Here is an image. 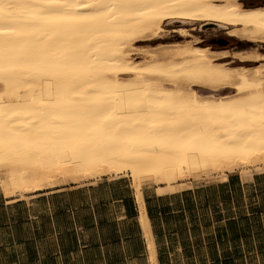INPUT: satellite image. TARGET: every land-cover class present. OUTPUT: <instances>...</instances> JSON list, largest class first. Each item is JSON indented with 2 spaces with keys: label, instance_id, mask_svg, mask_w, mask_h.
I'll list each match as a JSON object with an SVG mask.
<instances>
[{
  "label": "bare ground",
  "instance_id": "obj_1",
  "mask_svg": "<svg viewBox=\"0 0 264 264\" xmlns=\"http://www.w3.org/2000/svg\"><path fill=\"white\" fill-rule=\"evenodd\" d=\"M72 2L85 4L94 0ZM110 2H124L128 6L123 10L124 14L99 22L102 34L96 39L107 46L100 55L107 60L102 67L108 69L100 74L99 82L107 84V99L113 101L114 107H119L118 101L140 102L138 107L119 113L123 117L119 121L123 125L121 133L139 137L155 125L170 138L167 145L130 144L123 136L113 143L86 141L83 132L70 130L73 124L70 119L52 122L68 127H33L39 123L33 116L38 107L33 96L41 89L26 73L24 61L36 47L35 38L0 36V64L11 68L10 72L0 74V188L6 197H12L14 193L25 197L28 193L65 185L93 184L102 177H128L136 189L138 222L146 241L148 260L150 264H158L140 183H164L158 186L160 193H176L189 188L192 180L200 177L224 179L228 173L238 172L248 180L251 172L263 173L264 136L259 120L241 130L229 114L206 109H219L255 97L254 106L259 116L260 97L264 95V68L250 73L246 70L234 72L224 63H216L218 59L214 56L221 51L191 45H175L160 54L154 52L158 55L151 54L148 60L135 65L130 58L132 43L135 39L153 35L164 22L172 21L212 23L215 28H227L228 34L236 38L264 43V6L246 9L241 0ZM178 2L203 3L208 7H183L178 6ZM157 5L167 7H154ZM73 11L88 12L84 8ZM58 39V36L40 37L49 45ZM89 51L93 56L97 55L91 48ZM169 69L177 74L185 70H194L197 74L173 77L160 75L157 71ZM105 76H110L111 80H105ZM194 85L208 86L212 93L197 94L192 88ZM225 88L231 89L232 93H215ZM95 90L88 89L89 92ZM71 98L84 99L82 96ZM170 106L175 110H170ZM9 121L15 122L11 128Z\"/></svg>",
  "mask_w": 264,
  "mask_h": 264
},
{
  "label": "crops",
  "instance_id": "obj_2",
  "mask_svg": "<svg viewBox=\"0 0 264 264\" xmlns=\"http://www.w3.org/2000/svg\"><path fill=\"white\" fill-rule=\"evenodd\" d=\"M158 190L141 186L158 264H237L250 254H241L253 239L242 205L263 195L264 173ZM135 193L128 179L106 177L25 197L0 189V264H150Z\"/></svg>",
  "mask_w": 264,
  "mask_h": 264
},
{
  "label": "snow or ice",
  "instance_id": "obj_3",
  "mask_svg": "<svg viewBox=\"0 0 264 264\" xmlns=\"http://www.w3.org/2000/svg\"><path fill=\"white\" fill-rule=\"evenodd\" d=\"M127 6L124 2L117 4L110 0H94L93 3L85 4H76L72 0H41L37 3L0 0V36L25 35L35 38L36 47L24 61L26 73L31 80L38 82L41 89L33 96V102L38 105L33 116L39 122L33 124V127L41 125L68 127L52 122L70 119L73 121L70 130L83 132L86 141L113 143L120 141L123 136L127 137L130 144L150 143L153 147L167 145L170 138L158 131L155 125L139 137L121 133L123 125L119 121L123 117L119 113L138 107L140 102L132 99L126 102L118 101L119 107H114L113 101L107 99L108 93L105 91L107 84L99 82L100 74L108 71L102 67L107 60L100 55L106 51L107 46L96 39L102 34L99 22L124 14L123 10ZM178 6L208 7L203 3L192 5L179 2ZM76 8H84L88 12L86 14L74 12L73 9ZM42 36H48L49 39L51 36H58L60 39L49 45L47 41L40 40ZM90 48L97 55L93 56ZM10 71V67L6 68L0 64V74ZM157 71L160 75L173 77L177 75L190 77L197 74L194 70H185L179 74L171 69ZM104 79L110 81L111 77L105 76ZM89 88L97 90L89 92ZM74 96H82L84 99L77 101L71 98ZM255 99L249 97L227 107L206 110L229 114L241 130L248 128L258 119L261 134L264 136V95L260 97L259 116L254 106ZM170 110L175 109L170 106ZM82 113L87 115H81ZM14 123L9 121V128ZM88 133L93 135L89 136Z\"/></svg>",
  "mask_w": 264,
  "mask_h": 264
},
{
  "label": "rangeland",
  "instance_id": "obj_4",
  "mask_svg": "<svg viewBox=\"0 0 264 264\" xmlns=\"http://www.w3.org/2000/svg\"><path fill=\"white\" fill-rule=\"evenodd\" d=\"M241 3L243 7L264 6V0H241ZM215 41H226V43L224 45H219L215 43ZM175 45L181 47L183 45L199 47L209 46V48L214 51H221L222 53L216 54V56H214L215 59H218L216 63H224L227 68H230L234 72L246 70L248 71V73H250L255 69L262 70L261 68H264V43H256L245 39L236 38L228 34L227 28H215L212 23L207 22H164L161 26V29L155 32L153 35L141 37L133 41L130 58L133 63L136 62L135 65H140V63L148 60L151 54H157H155L154 52H159L158 54H160L162 50L175 47ZM121 77L124 79L127 78L124 76ZM131 78L132 76L130 77V79ZM203 86L205 85H194L192 86V88L197 94H200L202 96L212 93L208 86V88H205ZM215 93L218 95H225L231 94L232 91L231 89L225 88ZM233 173L238 174V172ZM254 174H258V172H251L249 179H251ZM240 176L242 180H246L243 177V174ZM125 179L131 181L133 189H135L132 180L128 177H125ZM220 179L221 178L217 176L205 178L200 177L198 179L192 180V186L204 183H216L220 181ZM144 184L150 186L153 185L156 187V189L158 188V186L164 185V183L161 184L153 181H142L140 183V189ZM261 193L263 195L259 196L258 198H249L248 206H246L245 204L242 205V213H249L247 217L249 218V221H247V224L244 223V228L246 229V231L248 228V232L252 234L253 239H251V243L249 245H246V243L242 244V250H244V252H242L240 249L242 257L243 255L249 253L250 254L246 255V258L242 260V262L238 261L237 264H264V191ZM16 195L24 196V194L20 193H14L13 196ZM258 240L262 243L260 245V248L258 247L257 250L252 249L250 245H252L253 241L257 243ZM223 250L225 249L221 248V245H218V251H220L221 254L223 253ZM206 251L207 249H203L204 253Z\"/></svg>",
  "mask_w": 264,
  "mask_h": 264
},
{
  "label": "water",
  "instance_id": "obj_5",
  "mask_svg": "<svg viewBox=\"0 0 264 264\" xmlns=\"http://www.w3.org/2000/svg\"><path fill=\"white\" fill-rule=\"evenodd\" d=\"M215 43H217L219 45H224L226 43V41H215Z\"/></svg>",
  "mask_w": 264,
  "mask_h": 264
},
{
  "label": "trees",
  "instance_id": "obj_6",
  "mask_svg": "<svg viewBox=\"0 0 264 264\" xmlns=\"http://www.w3.org/2000/svg\"><path fill=\"white\" fill-rule=\"evenodd\" d=\"M244 8H246V9H252V8H257V6H250V7H245L244 6ZM205 47H209V46H205Z\"/></svg>",
  "mask_w": 264,
  "mask_h": 264
}]
</instances>
